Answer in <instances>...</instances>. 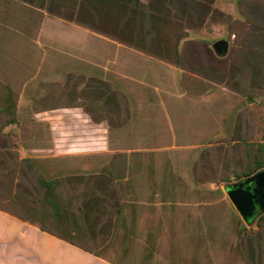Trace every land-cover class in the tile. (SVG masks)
I'll return each instance as SVG.
<instances>
[{"label":"trees","instance_id":"1","mask_svg":"<svg viewBox=\"0 0 264 264\" xmlns=\"http://www.w3.org/2000/svg\"><path fill=\"white\" fill-rule=\"evenodd\" d=\"M41 2L48 11H65L76 22L146 52L144 56L162 59L158 64L165 67H184L181 42L192 32L210 22L215 27L222 24L216 28L220 34L208 40L211 44L228 37L226 28L231 26L230 14L221 10L219 0ZM93 11H100L99 18ZM146 20L148 38L142 33ZM0 25L8 27L4 22ZM209 49L214 50L211 45ZM2 114L8 116L5 126L18 123L17 94L9 86L3 90L0 78ZM5 126L0 128L5 134L0 147L16 146L7 138L12 131L5 132ZM97 159L94 166L81 168L64 165L59 155H29L17 166L7 167L0 150L5 178L0 177V208L117 264H158L164 241H168L170 264H219L218 253L225 247L230 251L227 260L235 251L243 257L242 239L250 229L236 206L230 202L223 209L222 203L198 196L203 188L183 183L170 160L160 171L151 163L141 171L125 155ZM119 160L121 169L114 166ZM245 264L251 263L247 259Z\"/></svg>","mask_w":264,"mask_h":264},{"label":"rangeland","instance_id":"2","mask_svg":"<svg viewBox=\"0 0 264 264\" xmlns=\"http://www.w3.org/2000/svg\"><path fill=\"white\" fill-rule=\"evenodd\" d=\"M219 7L227 10V14L237 12L231 11L233 3L229 0H219ZM99 12L93 11L94 17L99 18ZM124 20L125 18L121 21L124 23ZM76 21L65 11L46 10L42 7L41 0H0V23L4 22L8 26L4 28L0 25V78L3 90L7 86L12 87L18 97V123L5 126L8 116L0 115V128L5 126V132L11 130L12 133L7 138L17 142L11 148L0 147L6 157L5 166H17L20 159L29 155H59L64 158L60 162H64L66 166L87 168L94 166L98 157L116 153L132 158V165L136 169L144 171L151 163L160 171L166 161L170 160L175 171L182 175L183 183L189 186L198 184L203 188L198 196L222 203L223 209H226L230 202L233 203L226 185L238 179L221 177L219 167L223 148L226 145L231 147L233 128L218 126L219 123L215 128L208 127V136L201 138L206 143L200 145L153 143V132L158 133L160 130L159 132L166 134L167 130L114 126L107 128L102 123L93 121L92 116L107 115L96 112L94 102L89 103L88 98L83 96L92 91L93 85L85 84L83 91L80 88L73 97L56 94V79L61 81L67 78L71 86L75 80L81 79L82 75L77 74L78 72L88 73L93 70L101 77L113 78L114 74L118 76L117 71L122 70L134 78L137 74L133 72V65L130 63L139 56L147 55L146 52ZM216 28L210 22L209 26L192 32L189 37L212 40L220 34ZM142 33L145 38L150 36L147 20L142 25ZM89 59L106 63L90 64ZM125 60L129 64L123 63ZM65 90L70 91V87ZM94 90L99 91L98 88ZM65 103L67 105L62 106ZM228 125L231 123L228 122ZM4 137L5 134L1 133L0 146ZM154 139L157 140L158 137ZM187 139L192 138L182 137V140ZM211 141L219 142L211 144L213 149L218 147L217 151L200 154L199 151L204 147L210 149ZM211 162H214L216 168L210 167ZM114 166L121 169L120 160ZM2 172L3 169L0 168V177ZM240 215L250 229L249 236L242 239L244 255L242 257L241 253L232 251L227 260V252L230 251L225 250V247L218 253L221 259L219 264H245L247 259L251 264L260 262V250L251 257L247 239L259 235L264 214L253 223L246 222L241 213ZM165 232L169 237L170 231L167 229ZM158 257V264H170L168 241L162 244ZM0 264L117 263L72 243L25 217L0 208Z\"/></svg>","mask_w":264,"mask_h":264},{"label":"crops","instance_id":"3","mask_svg":"<svg viewBox=\"0 0 264 264\" xmlns=\"http://www.w3.org/2000/svg\"><path fill=\"white\" fill-rule=\"evenodd\" d=\"M229 1L233 3L231 11L237 12L230 13L225 53L211 51L205 38L189 37L181 46L183 68L160 66L164 61L139 56L130 63L137 74L134 78L122 70L113 78L101 77L93 70L78 72L81 79L71 86L67 78L56 79V94L73 97L85 84L93 85L92 91L83 96L94 102L96 112L107 114L92 116L93 121L107 128L166 129V134L160 130L152 133L158 137L151 139L153 143L205 144L201 138L208 136V127L215 128L218 123L229 126L234 129L231 147L226 145L222 150L219 175L241 179L254 174L264 165V0ZM88 63L106 62L89 59ZM69 87L70 91L65 90ZM215 143L219 142L211 141L210 149L204 147L199 153L217 151L218 147L213 149L211 145ZM210 167L216 168L214 162ZM262 223L259 235L247 239L251 257L260 250L259 264H264V220Z\"/></svg>","mask_w":264,"mask_h":264},{"label":"water","instance_id":"4","mask_svg":"<svg viewBox=\"0 0 264 264\" xmlns=\"http://www.w3.org/2000/svg\"><path fill=\"white\" fill-rule=\"evenodd\" d=\"M212 46L216 53L223 54L229 47V39L220 37ZM226 187L230 199L245 221L253 223L254 218L264 211V205L258 204L259 194L264 190V168L242 179L228 182Z\"/></svg>","mask_w":264,"mask_h":264},{"label":"flooded vegetation","instance_id":"5","mask_svg":"<svg viewBox=\"0 0 264 264\" xmlns=\"http://www.w3.org/2000/svg\"><path fill=\"white\" fill-rule=\"evenodd\" d=\"M258 204L261 205V206L264 205V190L261 191V193L259 194ZM262 213H264V211ZM259 216H260V214L258 216H256L254 218V220L257 219Z\"/></svg>","mask_w":264,"mask_h":264}]
</instances>
